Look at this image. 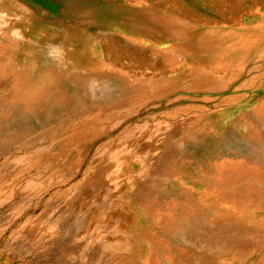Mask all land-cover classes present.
Returning <instances> with one entry per match:
<instances>
[{"label": "rangeland", "instance_id": "1", "mask_svg": "<svg viewBox=\"0 0 264 264\" xmlns=\"http://www.w3.org/2000/svg\"><path fill=\"white\" fill-rule=\"evenodd\" d=\"M0 10L1 20L4 15L9 17L7 22L18 23L26 35L44 36L45 41L68 35L82 45H94L100 52L101 65L115 68L114 74L103 73L98 80L82 79L86 86L83 88L79 86L81 80L64 83L67 79L53 73L57 78L48 80L52 92L47 95L51 102L46 105L48 113L39 101L38 105L32 102L40 107H32L38 112L27 109L31 101L21 95L22 98L12 96L0 103V170L5 164L15 163L0 177V264H132V257L140 251L155 264H188V245L178 237L182 229L170 223L178 216L179 207L188 212L193 209L197 219L206 223L204 234L209 239L205 242L211 252L203 253L200 259L211 258L214 264H263L264 235L241 228L250 220L258 229H264V76L255 86L242 90L230 76L213 79L212 86L220 84L216 90L187 81L175 86L170 78L200 63L182 54L169 56L174 51L137 33L134 19L142 11L150 18L174 15L171 19L177 26H207L199 21H221L223 17L227 23H258L264 22V0H0ZM117 21L120 24L115 25ZM6 24L0 23L4 30L0 31V41L9 27ZM17 51L24 52L28 60L37 57L36 51ZM44 59L54 61L49 54ZM39 61L34 72L43 78ZM73 69L77 72V68ZM211 70L215 78L223 76L217 75L215 67ZM123 73L129 83L114 91L110 81ZM243 75L245 81H251V76ZM5 77L0 73V82L10 78ZM101 90L108 94L103 96ZM58 96L62 100L65 97L64 101ZM217 116L223 121L213 119ZM194 118L200 119L198 125L189 122ZM182 119L188 122L178 123ZM219 157L236 160L238 165L230 168L215 164ZM219 177L226 181L220 182ZM171 184L180 187L185 196L194 191L198 196L187 203L179 200L178 191H172L177 193L165 200L162 194ZM91 189L101 195L96 203L102 206L100 213L107 212L116 192H120L118 206L124 213V222L151 241H135L130 253L123 251V243L112 250L113 241L106 237L114 230L123 240L133 233L105 221L94 230L92 215L79 214L80 199L84 195L91 198ZM174 204L179 206L172 209ZM189 217L178 218L189 223ZM75 228H84L86 238L92 235L88 238L102 239L99 254L103 262L93 259L98 251H93L91 245L84 252V246L88 247L84 242L75 245L76 250L71 249L66 259L53 256L63 240L71 236L68 231ZM230 233L246 237L243 246L231 239Z\"/></svg>", "mask_w": 264, "mask_h": 264}, {"label": "bare ground", "instance_id": "2", "mask_svg": "<svg viewBox=\"0 0 264 264\" xmlns=\"http://www.w3.org/2000/svg\"><path fill=\"white\" fill-rule=\"evenodd\" d=\"M79 6H82V5H78V7ZM1 8H3V7H1ZM14 12H16V11L14 10ZM141 13H142V11H139L136 14L139 16H137L134 19V22H135L134 25L138 27V29H137L138 34H140V35L144 34V36L149 37L151 40H156L157 44L160 45L161 47H166V49H169V51H174L173 54H170L168 52L169 56H171V57H175L173 55L182 54L183 58H185L187 60H193L195 62L200 63V66H198V67H192L189 69H182L181 71H179L178 76H176V77L169 76V77H172L169 80L171 81L172 84H175V86H176V83L179 81L180 82L187 81V82L192 83V84L196 82L199 85H201L202 88L208 87V88L216 90V89L220 88V84L212 86L211 81H213V79H222V77H224V76H230L232 78V81L233 80L237 81V84H236L238 86L237 88L242 90L244 87H248V86L253 87V85L255 86L259 81H261L263 79L262 77L264 76V59L260 60V59H262L260 57H264V22L263 21L258 22V23L257 22L251 23V22H244V21L241 23H239L238 21H233L232 23H227V22H225L226 20L223 17L222 18L223 20H221V21H217V20H213L211 22H206L204 20L199 21L201 23L207 24V26H199V25L194 26L192 24H184L181 26H177L175 24L176 20H174L173 18L171 19V17H173L174 15L169 16L168 18H163V17H160V18L152 17V18H150L147 15V13H142V14ZM2 17L5 18V15ZM4 18H2V20L0 19V23H2V24L7 23L9 27H7V30L4 27L6 30L5 31L6 35L2 36L1 41H0V73L2 74L3 78H4V76H6V77H10L11 79L9 78L8 81L5 80L6 82L1 81L2 84L0 82V103H5V101H7L8 99H13L14 97H12V96L17 97V96L21 95L22 97H27L28 98L27 101L28 102L31 101L30 102L31 105H32L33 101L36 102L37 105L39 103H41L40 106L49 105L51 102L49 100L50 97L48 96L49 98H47V95L48 94L51 95L52 92H51V88H50L51 85L49 86L48 80L50 77L53 76V73L55 74L56 72H57L56 75L61 76L64 80L67 79V80H65L64 83H66V81H67L68 83L70 82L71 84H73L74 82L75 83L77 81L80 82L79 80H81V83L83 85L81 84L79 86L82 88L85 86V84L82 82V79L88 80V78H93V79L98 80V78L103 73H106L107 75L114 74V69H115L114 67L109 66V67H107V69H105L101 65V63H100V57H101L100 52L98 51V49L94 45H90L91 47L90 46L88 47L86 45H82L78 41H75L74 39L70 38L68 35L59 36V37H56V39L52 38V40L50 39L49 41H47L48 39H46V41H45L42 39V37H44V36L37 38V37H32V36L26 35L24 32H22V30H20L21 28L17 25L18 23L16 24L14 21H9L10 22V25H9V22H7V20H6V19H9V17L5 18V19ZM11 20H13V19H11ZM118 23L120 24V22L117 21L115 23V25ZM208 24L210 26H208ZM2 28H3V26H2ZM16 28L19 30L18 32L16 31L17 30ZM1 30H3V29H0V31ZM38 35H40V34H38ZM58 38H60L61 41H60V39L58 40ZM18 49L22 50V51H27L28 53H31L32 51H36L37 57L28 60L27 57L23 56L24 52H20V51L18 52L17 51ZM47 54H49L50 57L54 59V61H47L46 60L47 58L44 59V57H46ZM55 54H57V55L54 56ZM27 55H29V54H26V56ZM39 59H40V61H39ZM38 61L42 62V63H40L42 66V68H40V69L42 70V77L43 78H41L38 75V72H34L36 69H38L36 67V65H38ZM213 67H215L217 69V73H218L217 75H223V76H219V78H215V76L213 74H211V71H212L211 69ZM73 68H77V72ZM41 70H38V71H40L39 74H41ZM155 70L158 71V69H155ZM244 73H246V75L251 76V81L248 82V81L244 80L243 77L245 75L242 76V74H244ZM35 74L38 75V77ZM165 75H167V74H165ZM169 75H172V74H169ZM29 76H31V77H29ZM53 77L57 78V77H55V75ZM108 78H109V76L107 77V79ZM112 78L113 79H111V81H110L111 86H109V87H113L114 91L119 85L125 86V85H128V83H129V80H128L129 78L124 73L122 75L114 76ZM160 79L163 80L164 76L160 77ZM64 80H62V81H64ZM109 80L110 79H108V81ZM161 80H158V81H161ZM27 81H30L28 85H27ZM32 81H34V82L36 81L38 84L37 83L36 84H30ZM103 81H104V79H103ZM60 82H57V83H60ZM227 82H225V83H227ZM64 83H62V84H64ZM99 83H102V82H99ZM50 84H52V83H50ZM62 84H59V85L61 86ZM78 84H76V85H78ZM106 84H108V82ZM68 86L70 88H72L71 87L72 85L71 86L68 85ZM230 86L231 85L228 84V87H230ZM63 87H64V85H63ZM76 88H77L76 89V91H77L78 87H76ZM53 89H55V88H53ZM102 89H104V88H102ZM109 89H112V88H109ZM84 90H86V88ZM81 92H82V90H81ZM127 92H128V90H127ZM102 94L104 96L108 93H104L102 91ZM21 96L18 98H22ZM55 96H53V97H55ZM58 98H59V96H58ZM64 98H63V100L60 98L59 99H60V101H64ZM24 99H26V98H24ZM52 99L55 100V102H56L57 96L55 97V99L54 98H52ZM237 100L239 101L240 99L237 97ZM38 101H39V103H38ZM112 101H113V99H112ZM52 104H54V103H52ZM60 104H61V102H60ZM76 104H77V102H76ZM57 105H59V103H57ZM62 105H64V104H62ZM33 106L34 105H32L31 107L30 106L28 107V105H27L26 107H27V109H29V108H32ZM35 106H36V104H35ZM35 106H34V108L39 110L40 107L38 108V106H36V107ZM45 106H43V107L45 108ZM51 107L52 106H50V108ZM60 107H62V106H60ZM34 108H32V110ZM46 109H47V106H46ZM48 109H49V106H48ZM48 109H47V113H48ZM29 110H31V109H29ZM51 110L53 113L54 109H51ZM57 110H59V109H57ZM33 111H37V110H33ZM61 111H62V109H61ZM223 115H226V113ZM222 118L223 117H221V116L213 117V119L216 120L217 122L223 121ZM58 119H59V117H58ZM224 120H225V118H224ZM181 122H183L185 124L186 122H188V119H186V120L182 119L178 123L181 124ZM189 122H191V123L193 122L192 124L198 125L200 123V119L194 118L192 120H189ZM202 122L205 123L204 120ZM184 124H182V125H184ZM198 127L199 126H197V128ZM11 129H8V130H11ZM8 134H10V132ZM263 137H264V135H263ZM137 152H139V151H137ZM25 156H26V154H25ZM0 157H2L1 154H0ZM25 158L23 160H25ZM14 159H15L14 161L17 160L16 158H14ZM18 159H20V158L18 157ZM14 161H12V162H14ZM216 161H219L221 163H216ZM216 161H215V164H220L224 167L233 168L235 165H238L235 162L236 160H233L231 158L227 159L224 157H219L216 159ZM14 164L15 163L8 164V165L5 164L6 166L5 165L2 166L3 168L1 167L2 169L0 170V177L3 176L5 174V172L8 171V168H9V170L11 168H14ZM5 170H7V171H5ZM240 172H241V170H240ZM168 173L169 172H167V174ZM224 180L225 179L223 177L222 178L219 177L220 182H222V181L224 182ZM95 190L96 189H91V198L88 196L82 195L83 197H81L79 205H80V207L83 208V210H82V208H80L79 214H81L82 217H84V215L87 216L88 214H86V213H90L92 215V221H93V223H95L94 224V230L99 228V225L105 221L106 223L110 222L109 224L116 225L117 228L120 230L122 228H124V230H126L128 233L129 232L133 233L132 235L126 234L127 239L123 240V239L117 237L118 235L116 233V230H114L110 235L107 236L108 238L106 237L107 240L113 241L114 246H112V250L118 249L119 247H121V244L123 243V244H126L125 246L122 247L123 251L130 253V251L132 249L131 246L135 244V241H140V242H141V240L144 242L151 241V239L148 238L147 236H144V234L142 232H135V229H133V227H135V226L132 227V225L124 222V218H123L124 213H122L120 206H118L120 203L118 201L121 198L119 196V195H121V194H119L120 192L119 193L116 192V194H115L116 196L114 197V201L111 204V207L109 206L110 208L107 207V209H106L107 212L105 210L106 213H104V212L100 213L102 211V209L100 210V208L102 206L99 208L96 203L98 202V197H100V199H101V195L98 194L99 191L95 192ZM179 190H180V187L177 189L175 185L171 184V186H168L167 191L162 194L163 199L168 200V197L170 195L174 194V193L171 194L172 191H174V192L178 191V194L180 197V198L179 197L178 198L180 201H183V202H184V200L185 201L186 200L191 201L190 199L195 200V197L198 196L196 191H194L195 193L189 194V196L188 195L185 196L184 193L182 194V192H184V191L183 190L179 191ZM106 191H105V193L108 194L109 191L108 192H106ZM87 192L88 191H86V193ZM179 192H181V193H179ZM100 193H101V191H100ZM178 194H177V196H178ZM92 196H94L96 199H94ZM102 200H104V199H102ZM121 202H123V201H121ZM219 202H220V200H219ZM3 205H4V203H3ZM176 206L178 207L179 205L174 204L172 209L176 208ZM180 208H181V210H180V212L178 210V212H179L178 216L176 215L175 218L170 219L171 220L170 223L172 225H175L178 229H180V228L182 229L180 231V233L178 234V237L180 239H182V241H184L183 243H186L188 245L187 249H189L190 256H191V257H189V260H187L186 262L188 264H214V261L212 262L211 258H201L200 259V256L203 255V253L207 254V253L211 252V246H208V244L206 245V242H205V240H207V238H208L207 234L206 233L204 234V226H206V223L199 221L197 219V217L195 215V211L193 209L188 212L186 210L187 209L186 207H184L186 209L179 207V209ZM169 209H171V208H169ZM169 209L168 210L166 209V210L169 211ZM163 210H165V209H163ZM217 210L220 212V210L218 208H217ZM143 211H146V210H143ZM139 212H140V210H139ZM103 214L106 215L107 218L102 216ZM118 214L122 218L120 217V219H118L119 218ZM149 214H151V213H149ZM166 215H167V213H166ZM184 215H189L192 218L189 223H182L183 222L182 218H178V217L184 216ZM106 219H108V220H106ZM53 222H52V224H53ZM54 225H55V223H54ZM68 225H72V224H68ZM65 226H67V225H65ZM225 226L226 225H223V230L227 229ZM62 227L63 226H61L60 228L63 229ZM73 227H75V226H73ZM80 228H81V225H80ZM92 228H93V226H92ZM205 228H206V231H208L207 227H205ZM50 229H52V227H50ZM53 229H56V228H53ZM79 229L75 228L74 229L75 231L73 229H70L68 231V232H70L71 236L70 235L67 236L63 240L64 242H62V241H61L62 243L59 242V243H61V249L59 250L58 253L53 254V256L59 257V259H62L65 257L64 259H66L67 258L66 256H68V253L71 252V249L73 250L74 248H76L75 245L77 246L79 243L84 242L88 245V247H86V245H85L84 246L85 248H83V250L84 249L86 250V248H89L90 247L89 245H91L93 251L94 250L98 251V254L96 252L97 255L94 254L93 259H95V260L97 259L98 262L101 263V261L103 259H101V257H100L99 250L101 247L100 244H101L102 239L99 238L98 236H97V238L96 237L95 238H93V237L88 238L89 236H92V235H89L86 238L84 236L86 234H84V235L82 234L83 233L82 229L84 230V228H82L81 230H79ZM241 230L250 231V233H254L255 231H257V233L261 232L264 235V229H262V228L258 229L257 225L254 224L250 220L246 221L242 225ZM211 231L212 230H210L209 232L212 235L213 231L212 232ZM161 232H162V230H161ZM34 234L36 235V233H34ZM140 234H141V236H140ZM217 234L218 233H216V236H217ZM78 235H80V236H78ZM197 236H200L201 238L197 237ZM229 236H231V239L237 240L241 246H243V244L245 243L246 237H243L241 235H237V233H230ZM215 237H213V238H215ZM218 238H217V240H219ZM220 238H222V234L220 235ZM227 238L229 239V237H227ZM241 238H243V239L240 240ZM103 239H104V237H103ZM211 239H212V237L210 238V241L212 243V241H214V239L213 240H211ZM43 242H45V241H43ZM59 243H57V244H59ZM84 243H82V244L84 245ZM110 243H112V242H110ZM211 243L209 242V245H211ZM139 244H141V243H139ZM38 245H41V244H38ZM152 249H154V248H152ZM74 250H76V249H74ZM85 250H84V252H85ZM134 254H136V253H134ZM50 255H49V257H50ZM82 258H84V257H82ZM190 258H192V259H190ZM46 259L49 260L51 258H46ZM112 259H113V257H112ZM51 260H53V259H51ZM81 260H83V259H81ZM153 260H147L145 257V253L144 252L142 253L140 251V254L138 253V255L132 257V264H155L156 262H154ZM84 261H86V260H84ZM45 262H46V260H45ZM54 262H55V260H54ZM68 262H69V260H68ZM262 262L264 264V255H263V261ZM75 263H77V261ZM79 263H80V261H79ZM127 264H129L128 261H127Z\"/></svg>", "mask_w": 264, "mask_h": 264}]
</instances>
